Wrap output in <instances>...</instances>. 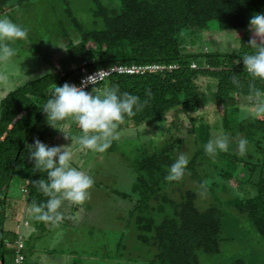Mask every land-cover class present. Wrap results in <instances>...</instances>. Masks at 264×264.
I'll list each match as a JSON object with an SVG mask.
<instances>
[{"label": "trees", "instance_id": "obj_1", "mask_svg": "<svg viewBox=\"0 0 264 264\" xmlns=\"http://www.w3.org/2000/svg\"><path fill=\"white\" fill-rule=\"evenodd\" d=\"M26 1L29 0H0V17ZM117 1V6L111 7L94 0L90 24L67 9L68 19L61 21L60 27L69 40L70 68L62 74L49 72L29 81L0 101V264H16L17 227L28 217L24 216L22 204L32 207L46 203L49 198L33 184L42 176L46 178V174L33 172L34 161L27 155V144L39 138L49 145L55 129L48 125L41 107L56 84L78 83L85 62L90 71L115 65L164 67L138 74H114L85 89L99 93L106 87H115L119 92L140 97L141 102L147 101L134 116L125 115L118 127H139L150 120H164L172 132L181 130L176 122L183 115L193 122L190 132L198 147L184 176L178 181L165 180L169 166L177 157L175 143L179 139L168 140L138 157L131 196H123L131 198L127 222L135 229L136 240L156 251L151 264H252L246 256L216 261L215 257L221 255L229 240L224 232L225 212L218 204L201 209L195 188L185 186L188 178L207 185L209 173L200 166L208 164L211 168L214 164L207 161L209 154L204 145L215 135L246 139L248 145L243 155L232 152L230 143L228 151L215 154L222 162L211 168L215 179L219 178L211 182L222 186L223 192L230 189L227 199L223 201L217 196L216 199L246 216L264 244V114H249L241 107L245 100L256 103V91L264 98V80L253 79L244 72L241 57L254 51L247 45L251 39L260 41L249 30V18L264 12V0ZM212 29L247 32L241 47L233 52L196 47L195 34ZM69 31L78 37L69 38ZM234 77L238 84L233 82ZM213 104L217 119L211 124L199 115L203 108ZM170 114L171 122L167 119ZM68 118L57 127L63 126ZM173 134L177 136L174 131ZM232 181L240 189L246 185L253 193L232 194L229 184ZM44 224L37 221L41 235L46 231ZM28 238L25 236L23 264L28 263L32 253ZM122 240L118 246L126 247Z\"/></svg>", "mask_w": 264, "mask_h": 264}, {"label": "rangeland", "instance_id": "obj_2", "mask_svg": "<svg viewBox=\"0 0 264 264\" xmlns=\"http://www.w3.org/2000/svg\"><path fill=\"white\" fill-rule=\"evenodd\" d=\"M101 1L111 7L118 4L117 0ZM94 6V0H29L3 16L25 27L28 35L11 44L16 49L13 57L8 61H0V77H6L0 79V101L9 92L29 81L49 72L62 74L65 69L70 68L72 62L67 50L69 40L63 36L65 33L64 29L61 30L60 23L66 22V10L71 9L75 17L90 24L91 9ZM246 32L245 29L199 31L195 34L196 47L207 51L233 52L241 47ZM68 37L76 39L78 36L69 31ZM241 107L246 108V113H255V103L252 100L243 101ZM215 108V104L203 108L199 117L205 116L208 122L214 124L217 119ZM167 119L171 122V114ZM176 125L177 128L181 127L179 131L173 130L177 136L173 131L170 132L169 124L164 120H150L139 127H118V138L103 153L80 149L78 137L82 132L72 117L60 127L62 131L54 129L49 145L65 146L73 155L72 166L91 175L95 183L90 189L89 198L83 204L63 201L65 213H61V221L46 225L45 233L41 235L39 232L34 237L33 241L38 250L27 264H151L156 251L136 240L135 229L127 222L132 206L131 198L123 196H131L137 178L134 164L145 151H152L168 140L179 139L175 143L176 156L183 152L189 160L196 152L198 146L190 132L193 122L183 115ZM238 140L229 139L232 152H238ZM221 152L225 151H218ZM207 158V161L214 163L212 169L216 163L222 162L217 155H208ZM203 166L209 173L207 181L205 180L207 187L192 178L186 180L185 187L191 190L195 188L197 205L201 209L210 204H218L225 212L224 232L229 240L224 244L221 255L215 257L216 261L223 262L231 257L246 256L252 264L263 263L264 244L259 235L246 216L236 213L233 206L224 205L216 199V196L223 201L227 199L230 189L223 192L222 186L214 185L211 181L219 178L215 179L211 165L203 164L200 168ZM229 184L232 194L250 196L253 193L246 185L240 189L233 181ZM24 205L21 207L24 216L29 213L28 210L31 215V207ZM75 206L78 208L76 211L73 208ZM21 209L18 207L17 212ZM30 219L23 220V226L20 224L17 227L18 233L31 236L28 229L35 221L30 222ZM71 220L74 221L68 224ZM121 240L126 247L118 246ZM35 243H30L29 248H33ZM64 258L67 261H63Z\"/></svg>", "mask_w": 264, "mask_h": 264}, {"label": "clouds", "instance_id": "obj_3", "mask_svg": "<svg viewBox=\"0 0 264 264\" xmlns=\"http://www.w3.org/2000/svg\"><path fill=\"white\" fill-rule=\"evenodd\" d=\"M249 30L255 37H259L260 41L257 42L253 38L247 44L254 51L241 56L245 66L244 72L253 79L264 80V12L255 13L249 18ZM27 35L28 30L25 27L7 17H0V61H8L13 57L16 49L11 44L26 38ZM93 78L94 76L87 77L80 86L67 82L62 86L56 84L41 108L48 125L55 129L61 130L57 124L72 117L82 132L78 137L80 149L103 153L113 140L118 138L119 122L125 115L134 116L147 101L141 102L140 97L128 92H119L115 87H106L99 93L85 91L86 84L93 83ZM233 82L239 83L235 77ZM147 95H151L150 90ZM255 97V113L252 114L259 116L264 114V98L261 97L260 91L255 92ZM229 143L227 135L217 134L204 145V150L209 155H215L218 151H228ZM247 145L246 139L238 140L239 154L246 152ZM27 149L28 158L34 161L32 171L46 174V178L42 176L33 181V184L38 192L49 197L46 203L33 204L31 212L35 214L37 221L59 222L62 214L58 209L62 202L67 200L74 204H83L90 196L94 178L72 166L73 155L65 146H50L36 138L33 143L27 144ZM188 163L187 156L180 152L169 166L165 180H180Z\"/></svg>", "mask_w": 264, "mask_h": 264}, {"label": "built area", "instance_id": "obj_4", "mask_svg": "<svg viewBox=\"0 0 264 264\" xmlns=\"http://www.w3.org/2000/svg\"><path fill=\"white\" fill-rule=\"evenodd\" d=\"M193 66L196 67V65ZM163 68H164L163 66H157V65L134 64V65H115L113 67L90 71L86 67V62H85L82 65V76L78 81V83H76L75 85L80 86L82 84V81H86L87 77L89 76H94L93 83H87L85 89L91 85L104 82L114 74H138V73H143L145 71H155ZM21 225L23 226V224ZM16 246H17V254H16L15 262L16 264H23L25 260V254L23 253V249L25 248V235L22 234V232L19 233V237L16 241Z\"/></svg>", "mask_w": 264, "mask_h": 264}, {"label": "crops", "instance_id": "obj_5", "mask_svg": "<svg viewBox=\"0 0 264 264\" xmlns=\"http://www.w3.org/2000/svg\"><path fill=\"white\" fill-rule=\"evenodd\" d=\"M63 203V202H62ZM63 207H64V205L62 204L61 205V207H60V209H58V211L60 212V213H65V210H63ZM74 208V210L76 211V210H78V208L75 206V207H73ZM29 211V213H30V210H28ZM26 214V216H28V217H26V218H28V219H30V222H31V220H33V221H35V224L34 223H31V225L29 226V229L28 228H26V229H28V231H29V233H31V236L30 237H33L32 239H31V243H35L33 240H34V237L39 233V230L37 229V220L35 219V214L34 213H32L31 215L30 214ZM71 221H74V220H71ZM34 224V225H33ZM48 224H53V222H48L47 224H46V222H45V226L46 225H48ZM24 229V228H23ZM45 233V232H44ZM30 237H29V239H30ZM39 238H41V235H39ZM37 244L35 243V244H33V248H30V250H32V253L29 255V259L31 258V256L32 255H35L36 254V252H37V248L35 247ZM51 254V253H50ZM73 254V253H72ZM70 255V254H69ZM63 261H67V260H65V258H64V260ZM37 264V263H36Z\"/></svg>", "mask_w": 264, "mask_h": 264}]
</instances>
